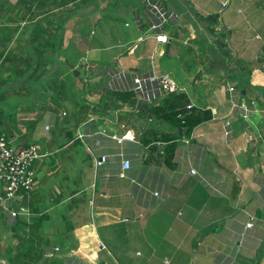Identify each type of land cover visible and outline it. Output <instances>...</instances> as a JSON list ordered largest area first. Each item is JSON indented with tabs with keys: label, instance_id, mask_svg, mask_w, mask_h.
I'll return each instance as SVG.
<instances>
[{
	"label": "crops",
	"instance_id": "0c3cea01",
	"mask_svg": "<svg viewBox=\"0 0 264 264\" xmlns=\"http://www.w3.org/2000/svg\"><path fill=\"white\" fill-rule=\"evenodd\" d=\"M23 1L0 0V129L44 157L26 213L0 204V264H264V0H150L166 43L144 0ZM113 68L178 89L143 110Z\"/></svg>",
	"mask_w": 264,
	"mask_h": 264
},
{
	"label": "built area",
	"instance_id": "2783aa9c",
	"mask_svg": "<svg viewBox=\"0 0 264 264\" xmlns=\"http://www.w3.org/2000/svg\"><path fill=\"white\" fill-rule=\"evenodd\" d=\"M145 8L151 14L153 21L149 25L148 31L144 38L152 37L158 43H166L168 37L165 34L166 23L176 21L178 18L175 14H168L160 3L150 0H144ZM223 7L226 6L224 2ZM140 39H143L140 38ZM139 39V40H140ZM106 74L114 79L115 88L118 90H127L133 93L136 105L147 104L162 96L172 94L178 89L174 81L168 75L157 74L156 71L142 75L133 74L116 69H107ZM126 80V81H125ZM229 88V91H233ZM189 106L188 108H190ZM246 110V109H245ZM65 116V113L62 114ZM244 118L246 116H243ZM54 123L44 126L43 132L48 134ZM119 128L125 130V124H119ZM116 141L117 145H121L124 141L123 136L112 135L110 137ZM40 152L38 140H34L28 147H15L7 138L4 132L0 130V185L3 195L0 197V204L3 211L9 214L11 218H16L22 212L26 213L25 208L20 207L18 210H12L10 205H18L28 200L35 187V169L34 165L38 160L43 158ZM122 159L123 155L119 154ZM107 160L105 155L100 156L95 161L96 167L102 166ZM130 168L128 160H122L119 174L120 178H124V171ZM191 174H195V170H191ZM157 196V194H154ZM253 219L250 218L246 224V228H251ZM57 249V248H56Z\"/></svg>",
	"mask_w": 264,
	"mask_h": 264
},
{
	"label": "trees",
	"instance_id": "16d2710c",
	"mask_svg": "<svg viewBox=\"0 0 264 264\" xmlns=\"http://www.w3.org/2000/svg\"><path fill=\"white\" fill-rule=\"evenodd\" d=\"M74 1L75 0H24L23 3H25L24 6H26L25 7L26 11H30L33 7V9L36 8L37 11L40 10V12H42L44 14H50L54 8L55 9L56 8H59V9L64 8L67 5L72 4ZM15 6H17V4ZM35 13H38V12H35ZM44 32H46V30L43 29L42 33L44 34ZM46 43L48 44V42H46ZM4 47H6V45ZM4 53H5L4 51L0 52V63H2L4 60L9 61V62L11 61V63H12L14 60H16V58H12V56H9L10 54H8V53L4 54Z\"/></svg>",
	"mask_w": 264,
	"mask_h": 264
},
{
	"label": "rangeland",
	"instance_id": "374dc122",
	"mask_svg": "<svg viewBox=\"0 0 264 264\" xmlns=\"http://www.w3.org/2000/svg\"><path fill=\"white\" fill-rule=\"evenodd\" d=\"M55 9V8H54ZM54 9L52 10V12L54 11ZM56 9H59V8H56ZM60 10V9H59ZM51 12V13H52ZM64 16H67V11L65 12V11H62V12H60V13H57V11H55L54 12V14H53V19H57L58 20V22H59V19L61 20ZM77 17H76V22L74 23V25H73V27H74V29H77L78 30V28H80V26L79 25H81V23L79 22L80 21V17H79V15H76ZM75 18V17H74ZM85 34H88V33H85ZM81 52H83V48L81 49ZM18 54H20V56H21V58L23 59V58H25V55L23 54V53H16V55H18ZM31 98V97H30ZM15 104H17L18 105V103L16 102V103H14L13 104V107L15 106ZM6 109V113H5V117H4V119L3 120H6L7 118H8V111H7V108H5ZM1 130V129H0Z\"/></svg>",
	"mask_w": 264,
	"mask_h": 264
},
{
	"label": "water",
	"instance_id": "95a60500",
	"mask_svg": "<svg viewBox=\"0 0 264 264\" xmlns=\"http://www.w3.org/2000/svg\"><path fill=\"white\" fill-rule=\"evenodd\" d=\"M207 19H208L209 22L213 23L215 21L214 20L215 16L214 17L213 16H209ZM139 107H140V109H143V110L147 109V105H144V104L143 105H139Z\"/></svg>",
	"mask_w": 264,
	"mask_h": 264
}]
</instances>
